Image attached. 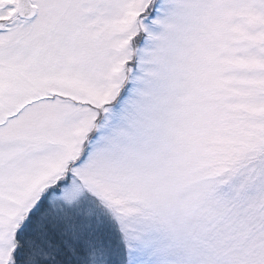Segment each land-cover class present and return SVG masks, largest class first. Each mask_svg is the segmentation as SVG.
<instances>
[{
  "label": "snow or ice",
  "instance_id": "6c2138e0",
  "mask_svg": "<svg viewBox=\"0 0 264 264\" xmlns=\"http://www.w3.org/2000/svg\"><path fill=\"white\" fill-rule=\"evenodd\" d=\"M0 264H264V0H0Z\"/></svg>",
  "mask_w": 264,
  "mask_h": 264
}]
</instances>
